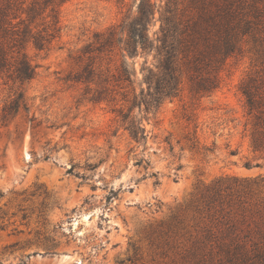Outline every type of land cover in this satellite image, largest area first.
<instances>
[{
    "label": "rangeland",
    "instance_id": "rangeland-1",
    "mask_svg": "<svg viewBox=\"0 0 264 264\" xmlns=\"http://www.w3.org/2000/svg\"><path fill=\"white\" fill-rule=\"evenodd\" d=\"M139 1L67 0L61 39L27 49L38 66L29 110L8 126L2 109L18 86H0V264H264V152L240 91L254 78L264 93V0H247L259 31L215 73L219 88L197 94L186 79L155 116L136 108L147 132L136 142L114 111L121 94L95 102L66 77Z\"/></svg>",
    "mask_w": 264,
    "mask_h": 264
},
{
    "label": "trees",
    "instance_id": "trees-1",
    "mask_svg": "<svg viewBox=\"0 0 264 264\" xmlns=\"http://www.w3.org/2000/svg\"><path fill=\"white\" fill-rule=\"evenodd\" d=\"M66 1L0 0V86H18L2 109L4 126L22 110H29L24 87L35 80L38 66L27 49L49 50L61 39V7ZM248 6L247 0H189L188 6L179 0H166L164 6L140 0L135 16L95 34L75 58L79 70L72 71L66 80L84 84L86 94L94 92L95 102L111 104L114 95L121 94L123 104L114 111L131 138L140 142L147 138V132L143 122L132 116L136 108L148 117L155 116L166 101L180 95L186 79L197 94H211L219 88L215 73L240 51L245 37L255 38L259 31L255 17L244 14ZM188 7L192 14L187 13ZM157 11L161 25L152 33ZM152 54L157 61L150 65L148 56ZM139 57L145 61L138 71ZM240 91L257 126L252 148L264 152L261 85L249 78ZM35 121L36 117L30 120L32 129L39 126ZM246 166L251 167L249 163Z\"/></svg>",
    "mask_w": 264,
    "mask_h": 264
}]
</instances>
